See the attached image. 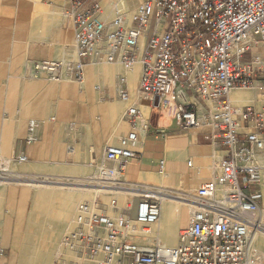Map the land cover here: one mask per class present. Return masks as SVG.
Here are the masks:
<instances>
[{"label": "built area", "instance_id": "obj_1", "mask_svg": "<svg viewBox=\"0 0 264 264\" xmlns=\"http://www.w3.org/2000/svg\"><path fill=\"white\" fill-rule=\"evenodd\" d=\"M100 1H71L76 60H27L22 71L26 79L44 75L81 84L87 63L141 67L138 100L124 112L130 131L106 146L94 164V181L109 200L96 196L77 205L73 226L60 242V254L74 257L61 254L52 264H264L251 244L254 219L263 210L254 186L261 177L256 153L264 155V106L230 100L233 89H254L258 76L264 84V0H144L132 10L125 0H113L110 19L103 17ZM116 91L120 100L130 99L125 76H119ZM141 101L167 113L181 130L208 126L205 139L227 153L214 164L213 178L197 188L195 200H188L189 222L174 246L150 230L141 229L150 236L146 242L135 232V225L159 222L157 196H134L135 204L121 209L113 193L125 187L127 164L148 127ZM26 161L25 155L14 159ZM6 254L0 242V264Z\"/></svg>", "mask_w": 264, "mask_h": 264}, {"label": "crops", "instance_id": "obj_2", "mask_svg": "<svg viewBox=\"0 0 264 264\" xmlns=\"http://www.w3.org/2000/svg\"><path fill=\"white\" fill-rule=\"evenodd\" d=\"M71 1L0 0V162L3 164L14 163L15 157L25 155L28 163L64 173L77 175L82 169L94 171V164L102 159L106 146L116 145L130 131L124 112L138 100L139 62L131 70L116 63H87L81 84L55 82L44 75L38 79L22 77L27 60L77 59L72 19L68 14ZM140 1L144 0H125V6L130 10ZM112 2L100 1L105 19L112 16ZM119 76L126 77L128 101L118 98ZM230 100L237 106L259 109L264 106V84L259 82L252 93L233 89ZM141 112L148 127L146 133L139 135L138 153L127 164L124 180L143 181L151 194L162 196L160 220L152 228V235L174 246L178 232L188 224L191 215V208L182 199L195 200L197 188L213 178L214 164L227 153L223 147L205 139L204 134L211 131L208 126L181 130L171 116L154 111L151 105L147 119ZM161 161L163 172L159 171ZM261 163L264 168V158ZM23 174L26 173L21 174L23 178L0 187V213L13 197L11 191L7 193V186L29 180ZM87 183L69 182L79 187L58 188L80 191V185ZM34 187L38 188L37 205L51 199V194L41 186ZM31 193L32 190L22 191L17 213L27 207ZM165 194L168 195L164 197ZM134 196L137 195H127L126 208ZM64 200L74 202L77 198L70 196ZM66 207L71 218L75 211L72 205ZM52 208L47 207L50 217L54 216ZM8 223L7 220L2 223L4 228ZM6 237L2 235L1 244L8 248ZM14 247L15 242L11 249ZM10 263L13 264L11 258Z\"/></svg>", "mask_w": 264, "mask_h": 264}, {"label": "rangeland", "instance_id": "obj_3", "mask_svg": "<svg viewBox=\"0 0 264 264\" xmlns=\"http://www.w3.org/2000/svg\"><path fill=\"white\" fill-rule=\"evenodd\" d=\"M142 2V1H140ZM138 4V3H137ZM132 10V8H130ZM257 79H259L261 82L262 77L258 76ZM248 93H252V90L250 89H244ZM235 104V103H233ZM140 109L144 112V118H148V114L150 111V104L146 101H142L140 105ZM257 157V164L261 167L260 168V181L254 188L260 189L262 195H263V210H262V218H264V168L262 167L261 159L264 158V155L261 152L256 153ZM262 157V158H261ZM36 166V167H35ZM2 167H7L9 170H11L14 173H26L23 174L25 177H27L29 180L25 181H19L18 183H10V185L7 186L8 194L11 191L12 192V198L8 199L7 203L3 206L1 213H0V242L2 243V235H7L6 240L9 245L7 249V254L6 258L4 259V264H11L10 263V258L13 260V264H19L22 260V257L24 255L25 251L32 250V252H35V248L40 244L43 247H47L49 254L47 257V264H52L53 261L55 260V251L59 248L60 250V242L64 235L69 231L72 226H73V219L75 214L69 217V211L67 205H72L73 210L76 211V207L79 203L81 202H91L92 199L96 197L95 193H91L90 189L94 188L91 186L90 183L87 182H92L95 183L94 181V171L90 169H82L78 171V174H71V172L64 173V171H56L50 168H46L43 166H39L37 164H31L28 162L24 163H8V164H3L0 162V168ZM40 167L41 169H39ZM35 169L34 171H30L29 169ZM62 168H65L67 171V168L64 166ZM1 170V169H0ZM29 171V172H28ZM1 173V171H0ZM4 173V172H3ZM60 173V174H56ZM161 175V174H160ZM127 180V179H126ZM69 182H76V183H87V185H80V191H71L70 189L67 188H58L60 186H68L70 187H79V185H73V184H68ZM131 183H144L143 181L138 180L137 182H132L128 181ZM129 184V183H128ZM33 185V186H32ZM39 185L42 187L43 190L46 191V193L51 194V199L49 200H44L40 203V205H37L38 203L36 202V196H37V191L38 188H35L34 186ZM32 188V189H31ZM82 188L87 189V191H83ZM89 189V190H88ZM23 190H32V193L30 194V200L28 202L27 207L20 211V213H17V206L19 203L20 195ZM87 193H90L88 195H85ZM83 194V195H81ZM95 195V196H94ZM74 197L77 198L76 201L71 202L70 200H64V198L68 197ZM99 196L101 202L107 203L109 198L107 196H104L102 194L97 195ZM86 198V200H84ZM116 198V196H115ZM62 200V201H60ZM118 207L119 208H126V203L121 201V199L116 198ZM138 199L135 197L131 198V201H137ZM59 201V202H58ZM130 201V203H131ZM40 206V208H38ZM46 207H54L52 214H54L53 217H48L45 214L42 213L41 209H44ZM63 207V208H62ZM75 207V208H74ZM31 211L34 212L36 220L40 222H45L43 225L48 228V230L51 232L53 235V239L49 241H44L43 243L38 242L39 237L38 236H32L31 237V244H29V247L27 246L26 242L28 239L27 236V222L30 216ZM56 213V214H55ZM19 215V217H18ZM258 217V216H257ZM18 218L20 220H18ZM47 218V219H46ZM260 219V217H258ZM258 219V220H259ZM8 221V226L7 228H4V223L5 221ZM47 222V223H46ZM25 226V227H24ZM153 226H145L141 227L140 225H135V232L138 234L140 233L142 240L146 242L148 235L141 234V229L145 230H150L152 231ZM17 227V229H16ZM24 232V233H23ZM25 234V235H23ZM24 239V240H23ZM33 239V240H32ZM23 241V242H22ZM162 244L166 245L164 241L161 239L159 240ZM15 242V247L11 249L12 244ZM149 242H153L150 240ZM260 242V241H259ZM257 247H259L258 239L256 240ZM25 244V245H23ZM22 245V246H21ZM259 249V248H258ZM20 254V255H19ZM63 256V259L66 260H71L73 259V254L71 252H65L61 253ZM60 254V256H61ZM66 255V256H65ZM22 256V257H21ZM70 256V258H67ZM18 258V259H17ZM259 262L264 263L262 257H260L259 254ZM17 262V263H16Z\"/></svg>", "mask_w": 264, "mask_h": 264}, {"label": "bare ground", "instance_id": "obj_4", "mask_svg": "<svg viewBox=\"0 0 264 264\" xmlns=\"http://www.w3.org/2000/svg\"><path fill=\"white\" fill-rule=\"evenodd\" d=\"M0 169H1L0 170L1 171V173H0V187L4 186L9 181H12V180L15 181L17 179L23 178L21 173H14L11 170H9L7 167H2ZM88 183H90L91 186L94 187V188L90 189L91 193H95L96 196L99 194L105 195V193H106L105 189L106 188H104L103 185L99 184L98 182H95V183L88 182ZM128 183L129 182H126V185L124 188L114 189V191H113L115 196H120V198H122L121 200L123 202H126V197L129 194H131V195L135 194L137 196H154L153 194H151V192H149L148 188L146 187L147 185L146 186L143 185L144 183L143 184L142 183H129L128 184ZM84 190L87 191V189H84ZM144 192H146V194H143ZM166 195H168V194H165L164 197H166ZM161 197H158L160 199V201L162 200ZM188 200H192V199H187V198L182 199V201L191 208L190 205H192V203H189ZM41 210H42L43 214L48 216L47 207L44 209H41ZM48 217H50V216H48ZM258 217H260L259 220H258ZM258 217L256 219H254V220H256L257 227H254L253 231L251 232V244H252V251H253L254 255L257 257V259H259V254H260V257H262V259L264 261V218H262L263 217L262 211H260L258 213ZM44 223L36 220L34 212L32 211V214L30 215L28 222H27L28 239H27L26 244L28 247H29V244H31V237L32 236H38L39 237L38 242H41V243H43L46 240L51 241L53 239L52 238L53 233L51 234V232L49 231L50 229L48 230V228L43 225ZM23 235H25V234H23ZM257 239H258L259 247H257V243H256ZM23 245H25V244H23ZM34 251L35 252H32V250H30V252L25 251L23 257L21 256L22 260L19 264H47V257L49 254L47 247H43L39 244L37 246V248H35ZM58 256H60L59 248L55 251V257H58ZM67 258H70V256H68Z\"/></svg>", "mask_w": 264, "mask_h": 264}]
</instances>
